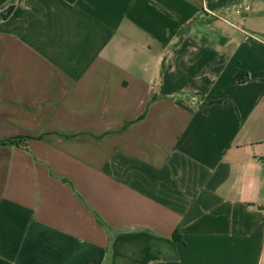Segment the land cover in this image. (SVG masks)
Returning a JSON list of instances; mask_svg holds the SVG:
<instances>
[{
    "label": "crops",
    "instance_id": "0c3cea01",
    "mask_svg": "<svg viewBox=\"0 0 264 264\" xmlns=\"http://www.w3.org/2000/svg\"><path fill=\"white\" fill-rule=\"evenodd\" d=\"M19 136L0 264H264V0H0Z\"/></svg>",
    "mask_w": 264,
    "mask_h": 264
},
{
    "label": "trees",
    "instance_id": "16d2710c",
    "mask_svg": "<svg viewBox=\"0 0 264 264\" xmlns=\"http://www.w3.org/2000/svg\"><path fill=\"white\" fill-rule=\"evenodd\" d=\"M196 22L198 23V19L195 20V23ZM184 32L185 31L183 29V30H180V32L178 33L179 41H178V43L175 46H177L180 43V41L182 39V36L184 35ZM236 80L238 82L243 83V82H245L246 78L245 77L237 76ZM31 139H32L31 137L19 136V137H14V138L6 139V140H1L0 141V147H18V148L24 149L26 151H29V149H28V143H29V141ZM100 222L102 223L101 220H100Z\"/></svg>",
    "mask_w": 264,
    "mask_h": 264
},
{
    "label": "built area",
    "instance_id": "2783aa9c",
    "mask_svg": "<svg viewBox=\"0 0 264 264\" xmlns=\"http://www.w3.org/2000/svg\"><path fill=\"white\" fill-rule=\"evenodd\" d=\"M246 10H249V8H246ZM237 13H238V14H241V13H242V11H240V10H237Z\"/></svg>",
    "mask_w": 264,
    "mask_h": 264
}]
</instances>
